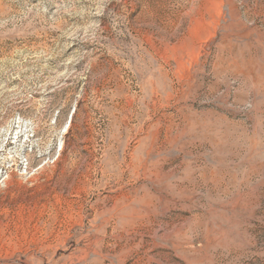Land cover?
Instances as JSON below:
<instances>
[{
	"label": "rangeland",
	"instance_id": "374dc122",
	"mask_svg": "<svg viewBox=\"0 0 264 264\" xmlns=\"http://www.w3.org/2000/svg\"><path fill=\"white\" fill-rule=\"evenodd\" d=\"M0 264H264V0H0Z\"/></svg>",
	"mask_w": 264,
	"mask_h": 264
}]
</instances>
